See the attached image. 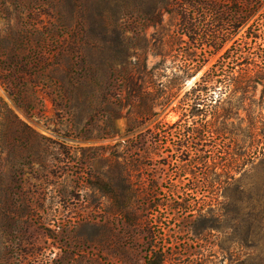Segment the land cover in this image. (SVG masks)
<instances>
[{
	"label": "rangeland",
	"instance_id": "1",
	"mask_svg": "<svg viewBox=\"0 0 264 264\" xmlns=\"http://www.w3.org/2000/svg\"><path fill=\"white\" fill-rule=\"evenodd\" d=\"M165 6L166 0H0V264H144L148 227L165 228L166 243L196 244L178 226L192 219H178L164 206L166 198L174 205L180 199L168 191L178 182L174 166L164 164L175 138L156 148L155 133L144 125L130 131L132 97L114 71L137 59L157 64L151 93H135V103L152 105L154 114L139 120L151 118L160 128L180 118V100L190 99L203 74L218 69L256 26L264 48V26L234 27L220 47L201 45L181 30L178 16L161 13ZM118 26L126 29L122 43ZM195 56L206 63L186 72L183 62ZM163 85L176 93L167 105ZM261 90L233 99L239 118L229 122L238 128L240 160L218 196L208 193L225 225L207 238L208 264H264ZM260 113V134L251 138L244 130ZM131 157L140 165L131 181L142 194L151 188V198L133 199L125 177ZM131 202L140 221L135 229ZM249 220L256 226L247 234ZM192 251L186 262L197 257Z\"/></svg>",
	"mask_w": 264,
	"mask_h": 264
},
{
	"label": "trees",
	"instance_id": "2",
	"mask_svg": "<svg viewBox=\"0 0 264 264\" xmlns=\"http://www.w3.org/2000/svg\"><path fill=\"white\" fill-rule=\"evenodd\" d=\"M235 5L234 9L230 4ZM264 0H166V6L162 14L167 12L175 14L179 18V25L185 34H192L197 38L199 44H209L212 47H220L223 41H227L233 34L234 27H244L249 24L248 29L256 25L264 26ZM263 20V22H260ZM118 36L121 43L124 41L126 29L118 26ZM145 29H138V34ZM259 27L244 36V40L235 47L228 49L227 54L218 62V69L208 70L201 77V81L194 88V94L190 99L180 100L179 108L182 111L180 118L174 123L164 122L159 128L156 124L151 126L152 121L140 122L142 116L154 114L153 106H139L135 93H151L153 82L156 79V65L149 67L147 59H137L129 66L114 71V80L121 82L132 97L134 111L129 120L130 131H135L141 126L147 128V133H155L156 148L161 140L169 137L175 138L169 150V161L164 163L174 166V173L178 182H172L168 191L171 195L177 194L179 201L176 205L170 203L166 198L165 209L173 216L179 215L178 219L192 220L178 226L181 231L184 229L192 233L193 243L190 247L186 245H174L166 243V229L155 231L153 227H148L146 238L149 246L146 249L144 264H208L206 251L208 247L207 238L212 231L220 232L222 215L216 214V199L210 198L208 193L218 192L231 179L238 165L239 155L236 152L237 134L233 122H229L233 117L239 118V103L233 102L236 93L240 92L242 99H247L250 91L256 93L258 86L262 85L260 105L264 104V48L257 44L260 38ZM254 43L256 45H254ZM204 57L195 56L186 58L183 67L186 72L193 70L197 73L206 63ZM221 86L219 95L215 92ZM122 92V90H120ZM144 92V93H143ZM163 104L167 105L176 93L171 87L163 85ZM253 94V95H254ZM161 95V96H162ZM252 95V94H251ZM122 97V93H118ZM139 99L142 96H138ZM158 97H153L156 100ZM261 113L250 120V124L244 131L251 138H257L260 134ZM162 137V139H160ZM207 137L214 138L212 144L205 143ZM238 137V136H237ZM264 151V145L260 147ZM150 154V152H149ZM133 155V154H132ZM176 155V156H175ZM126 170L128 188L132 191L133 199L151 198L152 189H148L146 194H142L143 187L131 181V171L140 165L138 160L131 157ZM188 174L191 176L186 177ZM187 178V179H186ZM188 180L187 183H183ZM177 192V193H176ZM134 202V201H133ZM133 202L128 205V215L130 226L134 229L140 225L139 217L135 214ZM239 220V219H237ZM254 220L248 221L246 227L247 234L251 233L255 227ZM239 225H229L226 228L238 229ZM161 234V235H160ZM192 251L197 257L186 262L183 259L186 253Z\"/></svg>",
	"mask_w": 264,
	"mask_h": 264
}]
</instances>
